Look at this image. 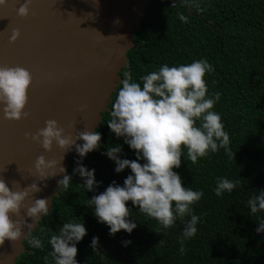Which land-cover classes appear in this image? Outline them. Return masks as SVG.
<instances>
[{
    "label": "trees",
    "instance_id": "16d2710c",
    "mask_svg": "<svg viewBox=\"0 0 264 264\" xmlns=\"http://www.w3.org/2000/svg\"><path fill=\"white\" fill-rule=\"evenodd\" d=\"M172 2L150 0L132 34L133 47L126 53L128 63L119 76L122 79L128 72L138 81L162 63H190L202 57L214 69L204 78L209 92H220L213 108L221 114L234 156L228 159L220 148L192 164L182 155L180 167L174 169L182 177V186L203 192L192 205L201 221L196 234L184 242V254L179 252L180 221L161 229L154 219L131 208L129 218L135 220L136 228L130 234L121 229L110 236L107 226L97 223L86 205L88 197L102 192L112 181L122 184L130 174L127 168L114 171V162L101 154L105 147L120 143L121 158L135 159L134 150L109 131L105 111L95 128L101 134V147L81 161L95 169V179L100 182L95 192H85L79 184L81 178L72 174L78 159L75 153L68 159L69 187L57 190L49 214L32 230L44 247L33 249L23 240L25 250L14 264H44L43 256L50 249L40 228L55 232L68 219L83 220L86 228V235L76 245L78 264H264V233L255 232L256 217L264 219V212L250 216L246 207L247 199L264 189V0H200V11L183 6L180 0L171 7ZM177 12L187 16V23L178 19ZM119 87L111 94L109 110ZM219 176L239 180V184L231 193L217 197L212 189ZM126 206L131 207V202ZM93 236L98 237L95 251L89 247ZM123 240L131 243L125 246Z\"/></svg>",
    "mask_w": 264,
    "mask_h": 264
},
{
    "label": "clouds",
    "instance_id": "9594fccd",
    "mask_svg": "<svg viewBox=\"0 0 264 264\" xmlns=\"http://www.w3.org/2000/svg\"><path fill=\"white\" fill-rule=\"evenodd\" d=\"M30 2L24 0L20 4L18 15L28 14ZM180 2L190 9L201 10L200 0ZM4 3L5 0H0V5ZM175 6L176 0H173L171 7ZM177 17L182 23H187V16L183 13L177 12ZM18 35L14 29L9 40L14 41ZM213 70L202 57L190 63H162L156 70L141 75L138 81L128 72L123 73L106 124L115 137L122 138L123 143L134 150L135 159L121 158L120 143L105 147L101 154L114 162V171L120 173L127 168L130 174L122 184L110 182L102 192L88 197L86 203L97 223L107 226L110 236L121 229L130 234L136 228L135 220L129 218L130 214L133 215L131 208H136L139 213L154 219L161 229H168L180 221L183 227L178 239L179 252L184 254V242L196 234V225L201 221V217L193 213L192 205L200 200L203 192L182 186V177L174 169L180 167L182 155L192 164L220 148L228 159L234 156L221 114L213 108L220 99V92H209L204 78ZM30 82L31 75L27 69L18 65L0 66V111L5 119L18 120L28 115L24 108ZM44 125L31 134L30 139L40 143L46 151L50 150L53 141L61 148L67 146V151L74 146L78 159L72 174L81 178L82 183L79 184L85 192H95L100 183L95 179V169L87 168L81 161L87 153L101 147L100 132L95 129L78 130L73 138L63 134L64 129L54 119L45 120ZM25 137L29 138V133L26 132ZM62 159L57 169L56 160H46L40 155L36 157L34 167L43 180L57 173L63 174L57 180L58 189H67L72 175L65 174ZM238 184L239 180L219 176L212 191L220 197L223 193H231ZM40 190L33 182L22 190L13 191L4 179H0V245L7 239L26 240L33 249L44 247L42 239L33 235L32 229L49 214V199L35 198L27 206L25 217H30L35 226L25 219L10 218V213L19 215L22 202L29 193ZM129 201L131 207L126 206ZM246 207L250 216L264 212V189L250 196ZM256 221L258 227L255 232L264 233V219L256 217ZM40 234L47 236L50 249L43 256L44 264H78L76 245L86 235L83 220H65L55 232L50 229L46 232L41 227ZM97 243L98 237L93 236L89 247L95 251ZM121 243L126 246L131 241L123 240Z\"/></svg>",
    "mask_w": 264,
    "mask_h": 264
},
{
    "label": "water",
    "instance_id": "95a60500",
    "mask_svg": "<svg viewBox=\"0 0 264 264\" xmlns=\"http://www.w3.org/2000/svg\"><path fill=\"white\" fill-rule=\"evenodd\" d=\"M149 2L31 0L25 16L17 13L24 0H5L0 5V66L18 65L31 75L24 108L28 115L11 120L0 111V179L13 191L33 182L41 189L29 193L19 215L10 213L11 219H25L35 226L25 212L39 197L49 199L51 210L52 197L58 195L57 180L63 174L43 180L34 167L35 159L43 155L56 160L58 169L63 158L67 174L68 159L75 157L74 146L67 151V146L61 148L53 141L46 151L30 136L48 119L56 120L63 134L73 138L78 130L98 126L101 113L109 111L111 94L121 79L119 72L128 63L126 53L133 47L132 34ZM14 29L19 35L9 40ZM24 250L23 240L5 239L0 245V264H14Z\"/></svg>",
    "mask_w": 264,
    "mask_h": 264
}]
</instances>
